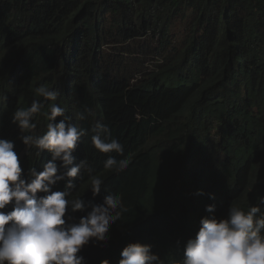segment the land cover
<instances>
[{"label":"trees","instance_id":"16d2710c","mask_svg":"<svg viewBox=\"0 0 264 264\" xmlns=\"http://www.w3.org/2000/svg\"><path fill=\"white\" fill-rule=\"evenodd\" d=\"M0 264H264V0H0Z\"/></svg>","mask_w":264,"mask_h":264},{"label":"rangeland","instance_id":"374dc122","mask_svg":"<svg viewBox=\"0 0 264 264\" xmlns=\"http://www.w3.org/2000/svg\"><path fill=\"white\" fill-rule=\"evenodd\" d=\"M165 185H169V184H165ZM179 189H180V187H176V190H179ZM254 226H255V221H254V218L251 217L248 220L246 227L240 233L241 239L244 238L249 232H251L252 229L254 228Z\"/></svg>","mask_w":264,"mask_h":264}]
</instances>
